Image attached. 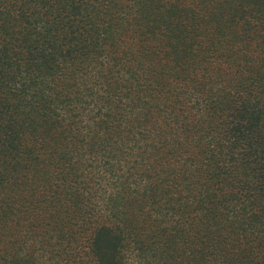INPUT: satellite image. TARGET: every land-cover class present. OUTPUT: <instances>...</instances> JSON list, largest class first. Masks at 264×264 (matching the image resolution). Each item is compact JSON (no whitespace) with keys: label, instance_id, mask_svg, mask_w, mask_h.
Segmentation results:
<instances>
[{"label":"trees","instance_id":"1","mask_svg":"<svg viewBox=\"0 0 264 264\" xmlns=\"http://www.w3.org/2000/svg\"><path fill=\"white\" fill-rule=\"evenodd\" d=\"M0 264H264V0H0Z\"/></svg>","mask_w":264,"mask_h":264}]
</instances>
